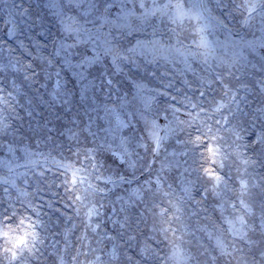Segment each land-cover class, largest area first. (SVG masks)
I'll return each instance as SVG.
<instances>
[{"label":"rangeland","instance_id":"obj_1","mask_svg":"<svg viewBox=\"0 0 264 264\" xmlns=\"http://www.w3.org/2000/svg\"><path fill=\"white\" fill-rule=\"evenodd\" d=\"M54 2L0 0V246L43 241L38 264H264V0H77L62 18ZM85 15L131 33V69L61 47ZM186 138L202 142L214 210Z\"/></svg>","mask_w":264,"mask_h":264},{"label":"clouds","instance_id":"obj_2","mask_svg":"<svg viewBox=\"0 0 264 264\" xmlns=\"http://www.w3.org/2000/svg\"><path fill=\"white\" fill-rule=\"evenodd\" d=\"M215 3L218 7L220 6V0H215ZM50 6L57 9L54 15H56L58 18H62L68 13H64V8H77V0H64L63 7L60 6V0H55V2ZM193 7H195V5H193ZM251 11L255 12L257 10L255 7H253ZM249 15H251V12H249ZM257 15L264 17V6H262L261 10L257 12ZM98 20L99 18L96 16H93L92 19H89V16L85 15L83 23L84 25H91V27H85L83 32L77 34L72 44L62 45L61 47H63L65 51H67L69 48L82 49V62H86L88 67L90 66L91 60H94L96 62L97 67H102L105 71L111 70L113 62H116L118 67L127 66L129 69H131L132 65L136 64V60L133 58L132 55H130V53L135 50L133 40L129 39L131 33H125L120 31L119 27L116 24H112L110 30L105 33V31L103 30L105 26L97 24L96 22ZM109 23L111 24L112 22ZM260 31L262 32V35L260 37H257L256 39L264 41V28L260 29ZM241 39H243V37H241ZM260 46L264 47V43H261ZM54 55L56 57H60L61 53L59 49L55 50ZM261 59L264 60V57H262ZM51 62L53 63V60ZM252 68H255L258 72H264V64H261L260 67H257L255 64H252ZM257 87L260 88L261 93H264V78L258 80ZM133 98H135L134 95ZM103 100V109L109 110L107 103L108 97L106 96L105 98H103ZM127 114L130 115L132 119L136 118L135 105H133L127 111ZM99 119L101 121H105L106 117L105 115H101ZM224 119L227 120V117H225ZM215 123L219 124L220 128L216 129V132L213 133V138L219 145L220 150L224 152V159L226 162L224 165H221V167L228 168V170L230 171L231 164L227 163V161L229 160L230 153L228 152V148L226 147V145H228V138L218 135L222 130H227L224 129V125L221 123L220 120H216ZM85 128L89 130L90 125L87 123L85 125ZM89 135L93 137V133L90 130ZM204 135H207V133H204ZM94 141L96 143L98 141V148L101 151V154L103 155L105 150L104 142L99 141V138ZM183 142L187 145H192L190 149L191 164L189 165V168L185 169V172L188 173V176L191 177L194 185L197 187V191L199 192L200 197L199 203L200 205L204 206V209L206 211L214 210L215 204L213 202V198L217 195V192L215 188L210 187L211 177H209L208 169L205 167L207 164V159L205 157L204 152L201 150L202 142L201 144H196L194 141L191 140V138H186ZM203 147H206V145H203ZM185 163H188V161H185ZM252 164L255 166L257 176L259 177L258 181L254 184V186L258 187L259 191L264 192V174H261V172L259 171L260 169H264V161L256 159L252 161ZM213 171L220 172V169H213ZM223 175L227 176V172L223 173ZM224 190H228L227 180H225ZM174 192L175 190L171 187V185H169V192L166 194L172 196L173 199H175L176 197L173 195ZM262 207H264V202H262ZM262 228H264V224H262ZM42 243L43 241H29L21 247H17L16 243L13 245L15 251H13L9 247L0 246L3 248V251L0 252V254L12 251V256L13 253H15V260H19L20 264H38L42 256L39 245H41ZM29 244H31V246H29ZM38 253H40V255H38ZM262 255H264V251H262Z\"/></svg>","mask_w":264,"mask_h":264},{"label":"snow or ice","instance_id":"obj_3","mask_svg":"<svg viewBox=\"0 0 264 264\" xmlns=\"http://www.w3.org/2000/svg\"><path fill=\"white\" fill-rule=\"evenodd\" d=\"M209 131H211V128H209ZM209 151H211V149H209ZM215 179L217 180V182L220 181V177L219 176H216ZM246 187V186H245ZM77 199H79V197H77ZM241 204H243V200H241ZM121 227H123V225H121ZM26 242L24 240H19L16 244L17 247H21L25 244ZM13 259L15 260L16 259V256H15V253H13Z\"/></svg>","mask_w":264,"mask_h":264}]
</instances>
